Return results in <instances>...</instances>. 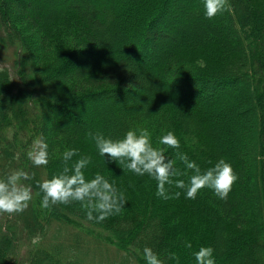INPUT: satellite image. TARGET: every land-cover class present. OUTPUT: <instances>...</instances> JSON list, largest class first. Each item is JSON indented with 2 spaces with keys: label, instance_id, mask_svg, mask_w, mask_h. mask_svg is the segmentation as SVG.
<instances>
[{
  "label": "trees",
  "instance_id": "trees-1",
  "mask_svg": "<svg viewBox=\"0 0 264 264\" xmlns=\"http://www.w3.org/2000/svg\"><path fill=\"white\" fill-rule=\"evenodd\" d=\"M6 11L28 21L38 36L36 47L17 44L19 31ZM123 20L126 45L107 41L112 25ZM197 23L204 27L200 37L193 35ZM231 31L238 32L234 38ZM178 36L184 41L171 47ZM13 45L16 60L6 54ZM141 48L142 67L130 53ZM93 53L100 56L84 61ZM158 59L162 63L151 71ZM169 87L181 94L168 93ZM187 88L211 95L205 100L212 104L206 108ZM226 88L235 91L230 104L222 103ZM127 94L140 96L124 104H135L131 112L111 111L103 101L90 104ZM55 112L59 116L52 119ZM139 128H147L153 146L164 147L171 159L177 150L158 141L173 132L179 151L202 171L221 158L229 162L238 179L227 200L207 188L186 199L174 186L166 187L180 192L178 198H160L154 179L101 157L88 136L100 132L116 140ZM41 134L49 162L34 167L27 153ZM253 134L259 136L256 145ZM68 149L78 152L70 165L90 157L86 179L103 175L124 193L120 214L96 223L78 202L41 207L35 181L60 174ZM177 167L186 171L179 162ZM15 169L34 174L25 181L33 196L22 213L0 214V264H86L81 255L89 233L127 252V260L120 256L110 264H145V246L164 264H195L193 253L201 246L214 249L215 264H264V0H229L228 9L212 20L204 16L203 0H0V177ZM189 175L178 179L187 182ZM62 234H71L69 240ZM34 237L39 243H32Z\"/></svg>",
  "mask_w": 264,
  "mask_h": 264
},
{
  "label": "clouds",
  "instance_id": "clouds-1",
  "mask_svg": "<svg viewBox=\"0 0 264 264\" xmlns=\"http://www.w3.org/2000/svg\"><path fill=\"white\" fill-rule=\"evenodd\" d=\"M229 7V0H203L204 16L212 20ZM94 141L97 153L108 157L109 161L118 162L122 170L135 175L144 176L156 181V196L163 199L178 198L180 192L170 193L168 187L183 189L185 198L194 200L202 189H210L221 200H227L238 176L229 162L219 159L206 170L190 160L186 153L179 151L180 141L171 131L159 138V145L176 149V158L165 156L164 147H155L151 132L147 128L129 129L122 138L113 140L100 132H89ZM48 143L43 134L37 136L27 153L34 167L46 166L49 162ZM78 155L76 149H68L62 153L64 167L60 174L51 178L35 181L42 193L41 207L51 209L56 205L79 203L89 221L102 223L108 217L118 215L127 204V198L113 183L103 175L96 174L86 179L84 170L91 163L90 157L81 156L74 163L72 158ZM177 162L186 170L177 167ZM187 182L178 177L188 175ZM34 180V174L23 169H15L0 177V214H19L25 211L32 200V186L25 181ZM33 244L39 243V237L32 239ZM185 246L191 248L190 242ZM214 249L201 246L193 253L195 264H215ZM171 259H178L175 255ZM145 264H164L152 248L143 249Z\"/></svg>",
  "mask_w": 264,
  "mask_h": 264
},
{
  "label": "rangeland",
  "instance_id": "rangeland-1",
  "mask_svg": "<svg viewBox=\"0 0 264 264\" xmlns=\"http://www.w3.org/2000/svg\"><path fill=\"white\" fill-rule=\"evenodd\" d=\"M253 10H254V7H253ZM6 12H7L6 17L9 18L12 21V23H14L13 25L18 28L20 39L17 40V44H20V43L23 42L24 45L29 47L28 50L30 49V47H36V45L38 43V36L34 33V31L29 30V28H27L28 24L26 25V23L28 21L24 20L22 22V20H21V22H20L17 17L14 18L13 17L14 15L12 16L10 14L11 12H9V11H6ZM251 15H252V12H251ZM252 17L253 16H251L250 18L252 19ZM119 23H120L121 26H118ZM119 23H114V24L112 23L113 24L112 25V27H113L112 33H111L110 36L106 37V40L111 42V43H114L115 41H117L119 44H122L123 46H125L126 45V43H125L126 42V37L128 35V34H126L128 26H127V23L125 22V20H123V22L119 21ZM199 28H200V30H202L204 28L201 23H197L195 25L194 30H193V35L194 36L197 35V37H200L201 34L198 31ZM236 33H238V32H236V31H231L230 32V35L232 36V38H234V35L236 36ZM190 35H192V34H190ZM176 41H177L176 43L174 42L175 44L174 43H173V45L171 44L172 45L171 47H176V46L178 47L180 42H182L184 40L182 39L181 36H178ZM14 44H16V43H14ZM163 48L156 49L157 51L155 50V52L162 53ZM16 50H17V48H14V45H13L10 48V50L8 49L6 51V54L8 52H10V57H9L10 60L13 59L14 57H15V60H16V53H15ZM144 50H145V48L137 49V50H134V51L130 50L131 51L130 53H132L134 55L136 61L139 63V66H141V67L144 66V64H143L144 62L141 60V58H140L141 56L139 54H142L144 52ZM127 53L128 52L126 51L125 54L127 55ZM157 53H155V54H157ZM115 55H116V53L114 51H111L109 53L110 57H115ZM99 56H100V54L93 53L92 55L86 57V59H84V61H86V60L93 61L95 58H97ZM161 63H162L161 59L160 60L159 59L155 60L154 64L149 65L150 70L154 71L156 66L161 64ZM187 89H189V88H187ZM179 90H181V89H175V88H170V87L167 88L168 93L170 92V93H174V94H181L180 92H178ZM189 90H191V88ZM209 91H210L209 89L206 90V92H209ZM186 92H188V91H186ZM191 93H194V94H191ZM189 94L193 95V96H198V97L200 96L202 98V100L204 101V106L206 108H208V106H210L212 104L208 100L207 101L205 100L207 98L212 97L211 95L210 96L206 95V94L199 95V92H195V91H192V90H191V92ZM182 95L183 96H188V94H186V93H182ZM234 98H235L234 89L226 88L225 89V98H224V101L222 103L224 104V102H226L227 104H230V103H232L234 101ZM131 100H134L135 103L139 102L140 101V96L137 95V96L133 97L132 95H128V94H127V96H123V95H121V96H113V97H110V98H107V99L101 98V99H98L97 101H91V103L87 102V104H89V103L90 104H96L99 101L100 102L103 101L104 103L109 105V107H110L109 109L111 111H113L114 109L117 108L116 110H121L122 111V109H123V112L127 113V112H131L132 110H134V106H135L134 103H131L129 105V107L124 109L125 108L124 104H126V102H130ZM82 105H83L82 107H84L86 104H82ZM88 107H89V105H88ZM58 116H59V114H57V112H55L52 115V119H54V118H56ZM66 117L67 116H65V118ZM67 122H69L71 125H77L74 121L70 122L68 120ZM48 123H49V120H48ZM92 123H94V122H92ZM92 123H91V125H92ZM88 126H90V123H89ZM246 126L249 127V128H251L253 126V123L251 121V117L250 116H248L246 118ZM84 128L86 129V127H84ZM258 137H259L258 134H253V143H254V145H256V141H257ZM61 172L62 171H60V173ZM69 230L71 231V234H72V229L70 228ZM70 235L62 234V236L64 237L65 241L69 240ZM71 241H73V244L76 245V243H77L76 239H71L70 242ZM26 251H27L26 247L24 246L23 248H21V250L18 253L22 255ZM126 254H127V252H125L123 249H120L117 245L114 244V242L109 241L104 236H98V235L95 236V235L89 233L85 237V247H84L83 253L81 255V258L83 259V261L86 264H110L111 262L118 260V258L120 256H123V260L126 259V257H125ZM18 257H19V255H18ZM133 260H132V264H134L133 262H135V264H137V261L135 259H133Z\"/></svg>",
  "mask_w": 264,
  "mask_h": 264
}]
</instances>
